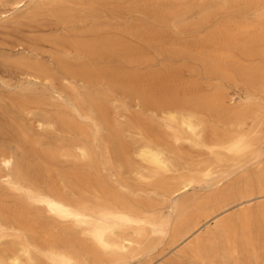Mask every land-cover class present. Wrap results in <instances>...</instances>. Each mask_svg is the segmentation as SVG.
Segmentation results:
<instances>
[{
	"label": "bare ground",
	"instance_id": "obj_1",
	"mask_svg": "<svg viewBox=\"0 0 264 264\" xmlns=\"http://www.w3.org/2000/svg\"><path fill=\"white\" fill-rule=\"evenodd\" d=\"M263 107L264 0H0V264H264Z\"/></svg>",
	"mask_w": 264,
	"mask_h": 264
},
{
	"label": "rangeland",
	"instance_id": "obj_2",
	"mask_svg": "<svg viewBox=\"0 0 264 264\" xmlns=\"http://www.w3.org/2000/svg\"><path fill=\"white\" fill-rule=\"evenodd\" d=\"M193 2H201L202 0H191ZM220 17V16H217ZM214 24H206L203 25L201 27V29L198 31L199 35H203L205 34V32L211 28H213ZM195 31V29L193 27H187L186 31H184L183 33H181L182 37L188 38L190 37V35ZM150 56L152 57L151 61H149V64L152 66L151 68L154 70H159L162 66L163 61H165L166 59L168 60V56L165 55H158L155 54L154 52L150 53ZM175 61H177L176 65H182L184 62H189L191 66H193L194 68H192L193 70L191 71L190 68H183L181 69V74L183 75V77L186 80H193V81H198L204 88L205 91H209V92H213L215 85L217 83H219L218 79L213 78L212 76L208 75L201 67V64L199 62H195V61H186L183 58H177ZM146 65H142L140 70L142 72L147 71L146 69ZM223 86L228 89L229 91H233V90H239V88L236 86L235 83L233 82H229V81H225L223 82ZM131 109L133 112H138L139 110H141L140 108H138L136 105L131 104ZM137 110V111H136ZM151 111H147L146 113H144V115L147 117L149 115ZM257 113L259 115H262V117H264V107L262 108V110L257 111ZM113 117H117L119 119H126V117L124 116H120L119 114H112ZM253 123L252 119L248 120V125L250 126ZM263 130H264V126H263ZM207 155H202L201 157L205 158ZM263 167L264 168V162L260 165L257 163H249L245 169L238 171L234 177L232 179H230L229 181L226 182L225 187L227 188L229 185H231L232 183H235L238 181V184L236 186H243L244 181L248 178V179H253L252 182H256L255 179L257 178V173L260 172V168ZM111 186H115L116 184H114L113 182H110ZM207 192L205 189H201V188H195L194 190L190 191L187 195L188 198L190 199H194V198H199L201 196H205L207 195ZM211 194V192H209ZM254 208L256 207L253 206ZM166 246H163V248H165ZM163 248L159 247L157 249V251L155 252H159L161 251ZM172 255H168L164 260L166 261L167 259H170ZM145 256H141L132 260H129L127 262H112L111 264H144V262L146 261ZM160 263V262H159ZM158 263V264H159Z\"/></svg>",
	"mask_w": 264,
	"mask_h": 264
}]
</instances>
